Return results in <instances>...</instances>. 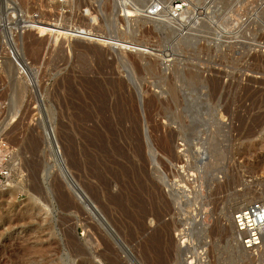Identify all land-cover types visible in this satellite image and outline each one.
Instances as JSON below:
<instances>
[{"label":"rangeland","instance_id":"rangeland-1","mask_svg":"<svg viewBox=\"0 0 264 264\" xmlns=\"http://www.w3.org/2000/svg\"><path fill=\"white\" fill-rule=\"evenodd\" d=\"M189 1L0 0V264H264V0Z\"/></svg>","mask_w":264,"mask_h":264},{"label":"built area","instance_id":"built-area-1","mask_svg":"<svg viewBox=\"0 0 264 264\" xmlns=\"http://www.w3.org/2000/svg\"><path fill=\"white\" fill-rule=\"evenodd\" d=\"M183 5L186 6V0H150L146 10L144 11L147 17L159 19L160 13H169L168 10L175 12L183 10ZM22 13L18 10L17 14L13 15V21H21ZM12 61L20 66V61L14 49H9ZM2 105L0 103V114ZM5 151L2 156L6 161L10 158L9 148L4 141L0 143ZM9 170L6 167L0 166V181H2ZM233 223L235 234L238 242L244 249L257 253L261 249V244L264 239V201H254L245 207L239 208L234 212Z\"/></svg>","mask_w":264,"mask_h":264},{"label":"bare ground","instance_id":"bare-ground-1","mask_svg":"<svg viewBox=\"0 0 264 264\" xmlns=\"http://www.w3.org/2000/svg\"><path fill=\"white\" fill-rule=\"evenodd\" d=\"M186 2H190L189 0H186ZM240 2V1H239ZM218 3H219V0H215L214 2H213V6L215 7V9L218 11V10H220L219 9V5H218ZM149 4V3H148ZM148 6V5H147ZM147 6L142 10L143 11V13H144V11L146 10V8H147ZM184 6V5H183ZM232 7V6H231ZM184 8H186V7H183V9ZM169 11V13L168 14H172V15H174V17L175 16H177L176 15V13L177 12H175V11H172V10H168ZM179 12V11H178ZM227 13V12H226ZM229 13H231V11L229 12ZM167 14V12H163V13H160V16H165V15H168ZM223 14V13H222ZM230 15V14H229ZM142 16H144V17H146L147 19H150V20H155L156 22H158L159 20L161 21L162 19L161 18H159V20L157 21V19H154V18H152V17H147L146 15H145V13L144 14H142ZM159 16V17H160ZM219 17V16H218ZM160 23V22H159ZM3 24V23H2ZM217 25V24H216ZM161 28V27H160ZM177 28V27H176ZM213 29V28H212ZM179 30H182V29H180L179 28ZM181 34H183V33H181ZM181 36V35H180ZM176 37V36H175ZM10 60V59H9ZM24 65V64H23ZM26 65V64H25ZM25 67V66H24ZM24 67H21L20 69H21V73H26V79H29L28 77L29 76H31L30 74H29V70L27 71ZM27 68V67H26ZM29 69V68H28ZM18 72V71H17ZM20 73V72H19ZM31 73V72H30ZM216 82H217V79H216ZM217 84H218V82H217ZM219 85V84H218ZM2 112V111H1ZM12 115H13V113H12ZM7 117V116H6ZM9 117V116H8ZM11 117H13V116H11ZM7 120H8V118H7ZM6 120V121H7ZM13 157H14V159H15V155H13ZM14 159L8 164V166L6 167L8 170H13L15 167H16V162L14 161ZM8 174H9V172H8ZM7 174V175H8ZM6 175V176H7ZM6 186V185H5ZM35 186V185H34ZM34 188V187H33ZM39 188H38V186H35V190H38ZM2 190H3V187H2ZM31 200H33L34 201V203L36 204L35 206L37 207V208H39V211H41V212H43V213H45L46 215H48L49 216V211L48 210H46L45 208H43V207H40V206H37V203H36V201H37V199L35 198V197H32V199ZM69 205H70V203H69ZM242 207H245L244 205L243 206H241V207H239V208H242ZM238 208V209H239ZM237 209V210H238ZM236 211V210H235ZM235 211H232V214H231V225H232V230H233V232H234V235H235V240L237 241V243H238V246L240 247V248H242L245 252H248V253H252L251 251H248V250H246V249H244V247L238 242V240H237V238H236V234H235V227H234V223H233V215H234V212ZM263 237H264V234H263ZM262 247H264V239H263V241H262V244H261V248ZM253 254V253H252ZM199 259V258H198ZM66 262V261H65ZM68 262V261H67ZM66 264V263H65Z\"/></svg>","mask_w":264,"mask_h":264}]
</instances>
